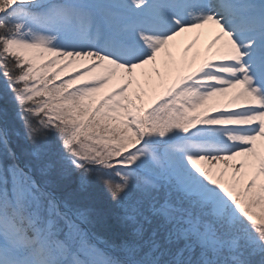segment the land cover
<instances>
[{
	"label": "snow or ice",
	"instance_id": "6c2138e0",
	"mask_svg": "<svg viewBox=\"0 0 264 264\" xmlns=\"http://www.w3.org/2000/svg\"><path fill=\"white\" fill-rule=\"evenodd\" d=\"M0 264H264V0H0Z\"/></svg>",
	"mask_w": 264,
	"mask_h": 264
},
{
	"label": "rangeland",
	"instance_id": "374dc122",
	"mask_svg": "<svg viewBox=\"0 0 264 264\" xmlns=\"http://www.w3.org/2000/svg\"><path fill=\"white\" fill-rule=\"evenodd\" d=\"M185 42H187V41H185Z\"/></svg>",
	"mask_w": 264,
	"mask_h": 264
}]
</instances>
